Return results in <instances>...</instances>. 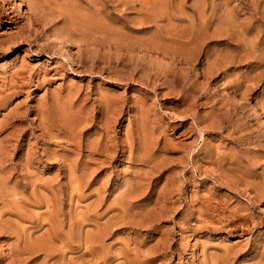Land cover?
Wrapping results in <instances>:
<instances>
[{
	"label": "rangeland",
	"instance_id": "obj_1",
	"mask_svg": "<svg viewBox=\"0 0 264 264\" xmlns=\"http://www.w3.org/2000/svg\"><path fill=\"white\" fill-rule=\"evenodd\" d=\"M0 126V264H264V0H0Z\"/></svg>",
	"mask_w": 264,
	"mask_h": 264
},
{
	"label": "bare ground",
	"instance_id": "obj_2",
	"mask_svg": "<svg viewBox=\"0 0 264 264\" xmlns=\"http://www.w3.org/2000/svg\"><path fill=\"white\" fill-rule=\"evenodd\" d=\"M52 33L55 35L54 37H57L58 39H63L66 43H68V39L63 35V34H61L60 32H57V31H55V30H52ZM50 36V35H49ZM61 43V42H60ZM65 43H61V45H63V47L64 48H66L67 50H69L70 49V47H68L66 44L64 45ZM79 65V64H78ZM235 94V93H234ZM236 95V94H235ZM245 97H246V95H245ZM242 98V97H241ZM240 98V99H241ZM244 99V98H243ZM242 99V100H243ZM1 127V126H0ZM1 132V131H0ZM36 177V176H35ZM14 186V185H13ZM6 194V193H5ZM6 197V196H5ZM10 200V199H9Z\"/></svg>",
	"mask_w": 264,
	"mask_h": 264
}]
</instances>
